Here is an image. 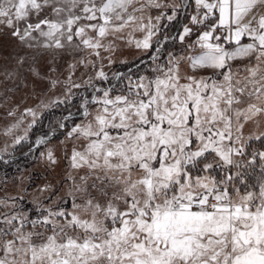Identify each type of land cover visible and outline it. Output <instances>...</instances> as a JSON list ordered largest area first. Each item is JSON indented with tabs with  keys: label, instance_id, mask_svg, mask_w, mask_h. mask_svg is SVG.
<instances>
[{
	"label": "snow or ice",
	"instance_id": "1",
	"mask_svg": "<svg viewBox=\"0 0 264 264\" xmlns=\"http://www.w3.org/2000/svg\"><path fill=\"white\" fill-rule=\"evenodd\" d=\"M73 100L58 179L0 178V264H264V0H0V162Z\"/></svg>",
	"mask_w": 264,
	"mask_h": 264
},
{
	"label": "rangeland",
	"instance_id": "2",
	"mask_svg": "<svg viewBox=\"0 0 264 264\" xmlns=\"http://www.w3.org/2000/svg\"><path fill=\"white\" fill-rule=\"evenodd\" d=\"M177 27L178 26H176V28ZM176 28L172 29V31L175 32ZM178 49L179 45H177V50ZM118 56L119 59L117 60L116 64L112 65V70L127 73L130 67L132 68V71L145 69V64L141 63V61L146 62L148 54L141 53L135 49L125 48L121 53L118 54ZM119 60H127L128 64H121ZM17 100H19V95L17 96ZM77 102V100H73L71 104L59 105L56 107H52L51 109L43 110V113L42 115H40L39 120L36 124L37 127L34 131V136H36V134L41 131L47 130L48 134L46 138L49 141L48 144L46 146L42 145L37 149V155L35 156V158L29 159L27 156H25L26 158H28V160H24L23 162L21 161L20 163L14 165H4L2 162H0V178L4 177L5 174L14 178V174H16L20 170H24L26 175L29 173L33 175L37 186L42 185L43 183L47 182V180H53L55 182L62 172L63 161L61 162V168H57L55 172H52L50 169L46 170L44 162L41 159H38V157L40 152L46 151L47 149H51L52 151H54L57 156H62L65 147L62 141L65 140V132L67 131V128L63 130L60 129L59 123L61 121H66L65 118L68 117L70 113L76 117L75 122H78L79 117L76 116L77 109L73 106ZM25 103L26 106L29 107H35L36 105V101L34 98H26ZM54 109L55 111L51 114V116L46 118L45 115L47 114V112ZM30 119L31 118L25 119L24 125L21 126V129L17 133L18 135L23 134V129L27 126V123L30 121ZM68 124V127H71L72 122ZM5 126L6 125L4 123L2 113H0V150H3L5 147H7L8 153H12L14 149L12 147L11 138L5 137L3 135ZM59 130L62 131L61 134L59 133ZM31 132L32 129L29 131V135ZM53 135H59V137L50 139ZM27 145L28 144H23L19 147V149H17L18 146H16L15 157L17 156L16 154H23ZM5 158H8L7 154H5ZM9 183H11V180L9 181ZM9 191H11V189H9Z\"/></svg>",
	"mask_w": 264,
	"mask_h": 264
},
{
	"label": "trees",
	"instance_id": "3",
	"mask_svg": "<svg viewBox=\"0 0 264 264\" xmlns=\"http://www.w3.org/2000/svg\"><path fill=\"white\" fill-rule=\"evenodd\" d=\"M178 28H179V26L176 28V31L178 30ZM54 111H55V109L52 110V111H48L47 114L45 115L46 118H48L49 116H51V114H52ZM72 117H73V121H75L76 117H75L74 115H72ZM64 122H65L67 125H69L68 123H70V122H72V121H68V120H66V121H64ZM36 127H37V125H36L34 128H32V132H31L30 135H29V138H30V140H31L30 142H33V143H32V147H33L34 151L29 152V145H27V147H26L25 151L23 152V154H16L17 156L15 157L14 160L11 161L10 164L14 165V164H18V163H20L21 161L23 162L24 160H25V161L28 160V158H29V159H30V158H35V156L37 155V149H38V148H35L34 141H35L37 138L42 137V136L47 137V134H48L47 130H45V131H41V132L37 133L36 136H34V134H35L34 131L36 130ZM61 132H62V131L59 130V133H60V134H61ZM60 134H59V135H60ZM59 135H53L50 139L58 138ZM19 147H20V146H18L17 149H19ZM25 156H27L28 158H26ZM24 157H25L26 159H25Z\"/></svg>",
	"mask_w": 264,
	"mask_h": 264
}]
</instances>
